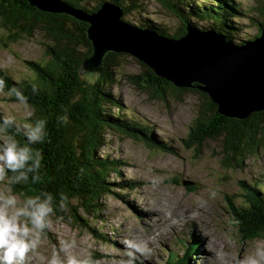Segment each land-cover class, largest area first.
<instances>
[{"label": "rangeland", "instance_id": "obj_1", "mask_svg": "<svg viewBox=\"0 0 264 264\" xmlns=\"http://www.w3.org/2000/svg\"><path fill=\"white\" fill-rule=\"evenodd\" d=\"M228 1L231 5L239 6L235 11L232 10V18L230 14L219 10V15L210 14L206 16L207 19L193 16L192 21L197 26L221 25L233 36L236 45H244L261 37L259 32L264 21V0ZM144 3L147 10L139 14L140 16L163 23L175 35L174 38L182 35H177L181 21L159 0H147ZM184 14L189 15L187 10ZM137 17L139 19L136 20H141ZM226 19L230 20L231 25L225 22ZM136 22L139 24L141 21ZM205 30H215L226 35L215 28ZM186 33L185 30L183 34ZM8 36L9 33L0 22V71H5L16 85L28 77L34 80L35 73L24 61H48L45 54V35L37 31L33 37L20 40L8 39ZM47 41L51 42L49 39ZM119 61V65L113 68L116 82L111 90L122 99L125 108L123 111L129 117L150 122L154 136L170 143L173 149L148 146L141 139H133L111 129L107 131L108 141L101 148V154L129 161V165L123 167L121 176L112 173L111 177H118L117 180H120L124 176L135 180L134 191L128 190L126 200L113 195L102 197L99 212L87 214L82 211L83 215H87L90 230L74 224L71 215L56 216L54 212L50 229L46 230V236H42V242L37 249L29 253L25 264H41V258L50 256L52 249L58 248L60 240L69 238L76 241V246L71 251L90 254L95 264H121V260L128 258L123 241L131 238H136L148 246L144 255L138 254L136 264L163 263L170 252L182 256L185 245L181 243V239L186 243L196 242L194 253L189 259L190 264H237L241 256L251 251L254 243L264 242V238L256 235L245 239L242 237L244 235L240 220H234V213L237 212L230 205V202L237 207L244 205V181L251 184L264 182V137L257 136V140H262L257 150L235 157L233 160L236 163L233 161L230 167V160L226 161L222 138L207 139L202 147L189 141V135L198 127H192V124L198 116V105L201 102L199 93L193 90H168L165 94L167 97H164V94L153 87L151 81L152 88H149V77L145 75L148 64L141 66L138 59L131 55L121 56ZM130 74L140 75L136 84L129 80ZM139 85L148 88L142 89ZM8 90L4 84L0 88V114L16 115L22 120L23 106L8 95ZM252 114H247L244 119ZM36 117L34 113L32 119ZM259 119V116L256 117V120ZM261 126L264 127V121ZM240 127L245 129L246 125L240 124ZM4 134L6 133H0V136ZM243 140H246L245 134ZM6 188V178L0 179V191H5ZM212 190L215 191V196L209 197V191ZM11 191L19 200L26 196L14 192L12 187ZM148 205L151 209L156 208L151 212L154 217H158L146 222L144 212L149 209ZM241 208L245 210L244 207ZM183 212L185 216L192 218L183 217ZM195 222L201 227L198 231ZM93 227L103 232L109 241H101L95 237L91 231Z\"/></svg>", "mask_w": 264, "mask_h": 264}, {"label": "trees", "instance_id": "obj_2", "mask_svg": "<svg viewBox=\"0 0 264 264\" xmlns=\"http://www.w3.org/2000/svg\"><path fill=\"white\" fill-rule=\"evenodd\" d=\"M68 1L74 6L83 7L90 13L97 11L105 1L117 2L124 8V19L128 17V14H132L135 20L139 19L137 17L139 16L141 20H136L141 21L139 24L136 22L138 26L152 28L153 25L156 29L163 27L166 31L163 34L175 36L170 33L172 31H169L166 25L151 24L152 18L139 15L147 10L145 3L143 4L147 0ZM159 1L181 21L177 35L183 34L188 23L198 25L192 21L193 16L207 19L210 14L219 15V10H222L224 14H230L232 18L234 16L231 13L232 10L239 8L238 5H231L228 0H212L210 6H204L195 0ZM201 1L205 4L210 0ZM186 10L189 15L184 14ZM0 22L9 33L8 39L12 40L33 37L35 32L41 31L45 35V54L48 57L45 63L26 59L24 62L35 73L33 76L35 79L31 80V77H28L19 85H16V82L5 71H0V78L4 81L5 88L10 89L14 86L19 88L28 97V103L35 109L36 118L47 117L48 119L47 140L34 146L43 154V166L39 170V179L36 182L29 179L27 183L15 184L11 187L14 192L26 196L38 194L41 190L50 192L53 195L56 216L66 217L69 214L74 224L79 223L84 229H89L87 215L81 212L85 211L87 214L99 212L100 208L97 204L101 195H113L126 200V194L135 181L124 176L120 180H117L118 177L116 179L111 177L112 173L121 176L123 167L129 165V161L107 154L102 156L101 148L106 143L107 131L111 129L131 138L146 137L150 140L157 138L154 136L150 122L129 117L123 111L125 108L122 99L111 90V86L116 82L113 68L119 65L121 53L114 51L108 53L104 60L103 71L96 78L92 74L81 73L82 62L90 56L93 49L92 42L87 37L88 23L66 14L40 11L25 0H0ZM225 22L231 25L229 19ZM263 26L264 21L262 27L260 26L259 34L262 33ZM200 27L223 31L226 33L227 40L236 44L233 36L227 33L221 25ZM48 39L51 42H48ZM145 75L149 77L148 85L151 86L149 88H152L151 81L154 84L153 87L164 94V97H167L165 94L168 90L181 92L193 90L199 93L201 102L198 105V116L192 124V127H198L189 135V141L193 145L202 147L207 139L222 138L226 161L230 160L228 162L230 167L235 157L247 154V152L253 153L262 144V140H257V136L264 137V127L261 126V122L264 121V111L253 113L247 119L229 118L219 112L217 104L207 93L196 88L168 85L165 83L166 80L157 77L149 67ZM129 77V80L136 84L140 75L130 74ZM163 84H167L166 87ZM33 86L36 87L35 93ZM108 86H110L109 90ZM139 87L148 88L145 85H139ZM11 97L16 100L14 95ZM114 108L117 110L113 111ZM65 112L69 117V122L61 125L57 122L56 116ZM258 116L260 119L256 120ZM240 124H245L246 128L240 127ZM17 138L23 140L22 136L17 135ZM160 146L163 149H173L165 140L164 142L160 140ZM7 175H12V173H7ZM243 187L246 190L247 200L253 203V208L245 211L230 202L231 209L237 212V214L233 212L234 220H240L241 231H246L250 236L256 232L264 233V188H259L258 182L248 184L245 181ZM60 193L69 198L67 211H61L56 207ZM91 231L101 241H109L107 236L98 229L93 227ZM180 241L185 245L184 254L179 256L175 252H170L168 259L160 264H190L189 259L194 253L196 242L186 243L184 239Z\"/></svg>", "mask_w": 264, "mask_h": 264}, {"label": "water", "instance_id": "obj_3", "mask_svg": "<svg viewBox=\"0 0 264 264\" xmlns=\"http://www.w3.org/2000/svg\"><path fill=\"white\" fill-rule=\"evenodd\" d=\"M25 1L40 11L90 23L87 37L93 49L82 62V74L97 78L105 55L125 50L175 86L204 91L224 116L244 119L247 114L264 111V27L255 41L233 46L215 30L201 31L189 24L185 26L187 35L178 39L139 29L126 22L124 8L117 2L105 1L90 13L64 0Z\"/></svg>", "mask_w": 264, "mask_h": 264}, {"label": "clouds", "instance_id": "obj_4", "mask_svg": "<svg viewBox=\"0 0 264 264\" xmlns=\"http://www.w3.org/2000/svg\"><path fill=\"white\" fill-rule=\"evenodd\" d=\"M3 84L4 81L0 79V88ZM33 92H36L35 86ZM8 95H14L23 106V119H18L16 115H0V133H6L0 136V179L6 178L7 184L6 190L0 191V264H25L29 253L37 249L42 236H46V230L51 227L53 195L41 190L38 194L19 200L12 193L11 186L27 183L29 179L32 182L39 179L43 154L34 146L47 140L48 119H32L35 109L19 88H10ZM56 120L65 125L69 117L65 112L58 114ZM17 135L22 136L23 140H19ZM214 196L215 191H209V197ZM68 202L69 198L60 193L56 207L67 211ZM123 243L128 258L121 260V264H136L138 254L144 255L148 251L146 245L136 238L126 239ZM75 246L76 241L72 238L60 240L58 248L54 247L50 256L41 258V264H95L90 254L72 252ZM237 264H264V242L254 243L251 251L241 256Z\"/></svg>", "mask_w": 264, "mask_h": 264}, {"label": "bare ground", "instance_id": "obj_5", "mask_svg": "<svg viewBox=\"0 0 264 264\" xmlns=\"http://www.w3.org/2000/svg\"><path fill=\"white\" fill-rule=\"evenodd\" d=\"M64 1H68V0H64ZM201 1V0H200ZM219 2V1H218ZM201 4H203L204 6H210L211 4H212V0H210V1H208L207 3H203L202 1L200 2ZM88 12V11H87ZM128 17H125V20H126V22L128 23V24H130V25H132V26H134V27H137V28H139V29H142V30H145L146 28H148V29H150V30H152V31H154V32H156V33H158V34H160V35H165V34H163V32L165 31L164 30V28L163 27H157L158 29H156V28H154V26L152 25V28L150 27V26H143L142 27V25H140V26H138L137 25V23H136V20H135V17L132 15V14H128L127 15ZM181 16V15H180ZM89 24V26H90V23H88ZM151 24H158L159 26H160V22H157L156 20H154V19H152V22H151ZM163 24V23H162ZM191 27H193V28H195V29H197V30H201V31H206L205 29H203L202 27H200V26H194L193 24H191V23H188ZM142 27V28H141ZM199 27V28H198ZM166 32V31H165ZM168 33V32H167ZM185 35H187V33L186 34H182L180 37H177V38H175V39H178V38H182V37H185ZM220 35L221 36H223V34L222 33H220ZM225 35V34H224ZM224 37V39H225V41L226 42H228V40H227V38H226V36H223ZM92 42V41H91ZM232 43V42H231ZM231 43H229L230 45H232ZM233 46H236V44H234ZM92 48H93V43H92ZM110 52H113V50H111V51H109L108 53H110ZM114 52H118V53H121V56H126V55H131V56H134L135 58H137L138 59V62L141 64V66H145V64H147L144 60H142V59H140L139 57H137V56H135L134 54H132V53H130V52H128V51H125V50H123V51H114ZM107 53V54H108ZM106 54V55H107ZM106 55H105V57H106ZM121 58V57H120ZM142 62H144V64L142 63ZM147 67H149L150 68V66L148 65ZM152 69V68H151ZM153 70V69H152ZM18 72V71H17ZM153 72H154V70H153ZM155 73V72H154ZM156 74V73H155ZM15 75V74H14ZM156 76L157 77H159L160 79H164V80H166V82L165 83H167L168 85H173V86H175L169 79H167L166 77H164V76H161V75H157L156 74ZM194 83H200V81H198V80H195V81H193ZM167 84H163V86H166ZM114 99V98H113ZM129 111V110H128ZM131 112V111H130ZM4 114V113H3ZM6 114V113H5ZM2 115V114H1ZM133 139H141L142 141H144V143H146L148 146H152V147H157V148H160L161 146H160V140H158L157 138H154V139H147L146 137H140V138H136V137H133ZM107 139H106V143H107ZM105 143V144H106ZM168 143V142H167ZM168 144H170V143H168ZM163 145H164V143H163ZM171 145V144H170ZM103 156V155H102ZM134 182H136V181H134ZM133 182V184H132V186L130 187V192L131 191H134V189H135V187H136V183H134ZM261 182V184H259L258 183V185H259V188H264V182L263 181H260ZM248 183H249V181H248ZM249 184H251V183H249ZM123 192V191H122ZM105 195H101L100 196V198L98 199V204H97V206L98 207H100L101 206V202H100V199L102 198V197H104ZM243 196V204L244 205H241V207H244V209H245V211H250L252 208H253V203L251 202V201H249V200H247V198H246V195H245V198H244V195H242ZM256 204V203H255ZM149 206V205H148ZM149 209H145V211L146 212H144L145 213V221L146 222H149L150 220L151 221H153L155 218H157V217H154L153 215H152V212L151 211H153V210H156V208H154V209H151V206H149L148 207ZM243 209V208H242ZM155 212H157V211H155ZM208 212V211H207ZM80 214V213H79ZM97 214V213H96ZM210 215V214H209ZM94 216H96V215H94ZM83 217V216H82ZM161 217V216H160ZM183 217H185V218H192V217H190V216H185V213L183 212ZM161 219V218H160ZM77 223V222H76ZM87 223V222H86ZM88 224V223H87ZM158 224V223H157ZM161 224H162V222H161ZM78 225H79V223H78ZM83 225V224H82ZM86 226V225H85ZM82 227V226H81ZM159 227V226H158ZM161 227V226H160ZM195 227H196V229H197V231H198V229L200 230V228H199V225L198 224H196V222H195ZM203 227V226H202ZM174 230V229H173ZM93 231V230H92ZM207 232V231H206ZM242 233H243V235L244 236H242V237H249L250 236V234L249 233H247L246 231L244 232V231H241ZM103 233V232H102ZM168 235V234H167ZM200 235V234H199ZM209 235V234H208ZM259 236V237H262V238H264V233H254V234H252L250 237H254V236ZM161 236V235H160ZM172 236V235H171ZM167 237V236H166ZM174 238V237H173ZM186 239V238H185ZM197 239V238H196ZM190 242H191V240H190ZM169 243V242H168ZM155 245V244H154ZM203 245V244H202ZM148 247V246H147ZM163 250V249H162ZM154 252V251H153ZM184 254V253H183ZM170 255V254H169ZM199 255V254H198ZM202 260V259H201ZM155 261V260H154ZM176 261V260H175ZM165 262V261H164ZM167 263H169V262H167ZM171 264V263H170Z\"/></svg>", "mask_w": 264, "mask_h": 264}]
</instances>
